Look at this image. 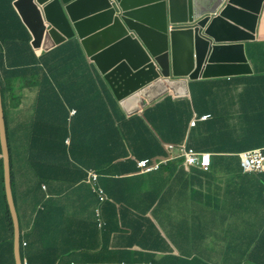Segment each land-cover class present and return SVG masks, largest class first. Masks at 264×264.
I'll use <instances>...</instances> for the list:
<instances>
[{"label": "crops", "instance_id": "obj_1", "mask_svg": "<svg viewBox=\"0 0 264 264\" xmlns=\"http://www.w3.org/2000/svg\"><path fill=\"white\" fill-rule=\"evenodd\" d=\"M15 1L0 0V51L6 49L8 56L12 53V60L20 59L15 54L20 38L30 37L35 48L33 33L19 14ZM76 42L66 40L41 53L35 48L38 57L43 55V62L38 63H71L73 77H65L62 84L73 91L88 88V93L82 94L79 100L88 101L93 108L100 98L95 88L100 86L84 84L81 73L90 72L92 61ZM245 54L252 73L193 81L189 94L177 97L169 93L138 113L145 115L157 105L152 114L158 121L161 141L166 147L158 157L168 158L169 162L151 173L139 167H127L124 162L111 165L114 171L108 173L111 179L108 189L113 187L121 192L114 193V200L128 199L130 204L141 206L140 211L149 212V220L143 221L142 226L132 212L127 214L126 207L120 206L125 226L118 227L115 222L118 208L110 206L106 208L108 230L101 231L94 219L92 199L88 203L90 194L78 192L67 207L62 247L58 248L61 258L73 248L80 253L66 258H80L81 263L89 261L91 264L93 260H104V264H147L146 259L169 257L198 258L205 264H241L258 243H264L261 240L264 237V173L244 172L239 156L245 151L264 148V10L256 39L245 42ZM79 63H86V67ZM48 73L52 79L51 68ZM98 76L107 84L100 73ZM111 94L117 112L127 116L114 93ZM39 95L37 88L26 89L28 110L37 105ZM88 102L80 111L84 119L81 121L87 127L88 123H99L98 116L93 121L95 113ZM206 115L210 116L208 120H200ZM194 119L198 121L192 127ZM84 123H79L81 131L86 128ZM97 129L86 128L92 142L95 137L92 133ZM81 137L80 134L79 143ZM184 143L189 148L212 154L210 170L188 167L184 158L178 157V151L172 155L176 157H163L171 154L168 151L171 144ZM4 222L3 218L0 260L4 255L10 256L8 247L4 246L9 237ZM31 229L28 224L26 231ZM148 244L155 245V249ZM253 261H264V254Z\"/></svg>", "mask_w": 264, "mask_h": 264}, {"label": "trees", "instance_id": "obj_2", "mask_svg": "<svg viewBox=\"0 0 264 264\" xmlns=\"http://www.w3.org/2000/svg\"><path fill=\"white\" fill-rule=\"evenodd\" d=\"M69 41L76 42L75 39ZM76 44L80 49L82 48L80 43L76 42ZM17 45L18 51L15 54L20 56V59L12 60V53L8 56L6 49L0 51V80L12 155L13 187L23 229V257H27L30 264H87L89 261L81 263L80 258H66L70 254L80 253L79 250L72 248L70 253H65L66 256L62 258L58 253V248L62 247V227L66 225L67 207L78 192L89 193L88 203L92 199L91 207L94 213L99 208L106 222L105 228L101 231L108 230L106 208L110 206L116 205L118 208V221L115 220L118 222V227L124 225L119 212L120 206L126 207L127 214L132 212L138 222H142V226L143 221L149 220L147 216L149 212L140 211L141 206L133 202H131L133 205L130 204L128 199L114 200V193L121 192L113 187L108 189V181L111 180L108 173L114 171V168L110 169L111 165L124 162L127 167L136 169L140 160L161 155L166 147L161 141L158 121L152 114V110L157 105L151 107V112L148 109L145 115L122 116L117 112L115 102L111 99L112 89L102 83L91 65L90 72L85 70L81 73V77L86 86H100L95 88L100 98L92 108L88 101L83 100L81 103L79 100L82 94L88 93V88L73 91L69 86L62 84L65 77H73L71 63H38V61L43 62V55L38 57L30 37L20 38ZM85 64L79 63L86 67ZM49 68L53 70L52 79L48 73ZM29 87L40 91L37 105L30 110L26 108V89ZM87 102L95 113L93 121L96 116L99 119L98 124L88 123V127L84 121H81L84 119L80 116V111L86 107ZM74 108L77 109L76 114H72ZM80 122H83L87 129L98 128L92 133L95 136L93 142L91 133L85 127L86 131L80 130ZM80 134L81 143H79ZM69 138L70 143L67 142ZM88 167H94L101 173L99 185L105 188L108 196V200L104 203L100 201V196L93 186L86 182ZM44 184L48 189L44 188ZM3 218L4 225L9 231L8 244L4 246L8 247L10 256L4 255L0 264H16L15 225L7 198L0 138L1 225ZM94 219H96L95 215ZM28 224L32 228L31 231H26ZM25 240H28V245H24ZM261 240L264 241V237ZM148 247L155 249V245L152 244H148ZM81 248L85 249L83 246ZM262 254H264V243H258L248 259L241 264L250 262L264 264V261H253ZM104 262V260H93L92 263L104 264ZM146 262L147 264H205L198 258L181 257L172 259L169 257L164 260L146 259Z\"/></svg>", "mask_w": 264, "mask_h": 264}, {"label": "water", "instance_id": "obj_3", "mask_svg": "<svg viewBox=\"0 0 264 264\" xmlns=\"http://www.w3.org/2000/svg\"><path fill=\"white\" fill-rule=\"evenodd\" d=\"M35 48L81 43L128 113L199 79L252 73L245 42L256 39L264 0H17ZM0 138L15 256L24 264L12 155L0 80Z\"/></svg>", "mask_w": 264, "mask_h": 264}, {"label": "built area", "instance_id": "obj_4", "mask_svg": "<svg viewBox=\"0 0 264 264\" xmlns=\"http://www.w3.org/2000/svg\"><path fill=\"white\" fill-rule=\"evenodd\" d=\"M77 110H73V114H75ZM208 116H203L202 119H207ZM192 126L195 125V121H192L191 123ZM70 142V139L68 140ZM182 156L186 158V165L187 166H203L205 169H207L210 166L211 163V157L209 154L206 153H199L196 152L193 149H186L184 146L182 148ZM241 162H242V167L245 171L248 172H264V150L263 149H255V150H250L242 153L241 155ZM167 161H163L160 163L156 164H151L150 160H142L139 163V166L141 168H144L146 171H154L160 169L161 165L163 163H166ZM99 180V173L94 169L91 168L89 169V178L88 181L97 184ZM99 193L101 195V200L104 202L107 200V195L106 192L103 188H98ZM97 215L99 218V223L100 227L104 226V222L102 220V214L101 211H97Z\"/></svg>", "mask_w": 264, "mask_h": 264}, {"label": "clouds", "instance_id": "obj_5", "mask_svg": "<svg viewBox=\"0 0 264 264\" xmlns=\"http://www.w3.org/2000/svg\"><path fill=\"white\" fill-rule=\"evenodd\" d=\"M17 1V0H16ZM15 1V2H16ZM14 2V3H15ZM20 14V13H19ZM262 16V15H261ZM260 21H261V17H260ZM260 24V23H259ZM258 30V29H257ZM255 40V39H254ZM83 48V47H82ZM37 49V48H36ZM43 50H45V49H43V48H38L37 49V52H42ZM84 50V49H83ZM92 65H93V63H92ZM93 68L95 69V67L93 66ZM95 71H96V73H98L97 72V69H95ZM98 75H99V73H98ZM101 75V74H100ZM102 76V75H101ZM105 81V80H104ZM3 89V88H2ZM4 96V95H3ZM5 103V102H4ZM75 110H77L76 108H74ZM73 109V110H74ZM73 110H72V112H73ZM77 113V112H76ZM75 113V114H76ZM139 113V112H138ZM138 113H135V114H138ZM73 114V113H72ZM135 114H133V115H135ZM206 116H208V118L206 119V120H208L209 119V115H206ZM203 117V116H202ZM202 117L200 118V120H203V121H206L205 119H202ZM193 121H195V125L194 126H196V124H197V119H194ZM192 123V122H191ZM192 126V125H191ZM194 126H192V127H194ZM70 139V138H69ZM69 139H67V142H68V140ZM70 142H71V139H70ZM70 142H68V143H70ZM186 147V149H193V150H195L194 148H189L188 147V145L187 144H181V145H179V146H177V145H175V144H171L170 146H169V148H168V151L169 152H171V154L169 155V153L167 154V155H165V156H163V157H169V156H172L176 151H178L177 153H178V157H182V158H184V160H185V164H186V158L184 157V156H182V148L183 147ZM255 150V149H254ZM263 150H264V148H263ZM196 152H199V153H206V152H200V151H197V150H195ZM246 152V151H245ZM242 153H244V152H242ZM241 153V154H242ZM206 154H209L210 155V157H211V163H210V166L207 168V169H205L203 166H188V167H198V168H201L202 170H204V171H208V170H210V168H211V166H212V154L211 153H206ZM240 154V155H241ZM239 155V156H240ZM161 157V156H160ZM172 157H176V156H172ZM171 158V157H170ZM146 159H148V160H150V162H151V164H156V163H160V162H163V161H167L166 163H163L162 165H161V167H160V169L163 167V165L164 164H167L169 161L166 159V158H164V159H160L159 157H156V158H152V159H149V158H146ZM146 159H143V160H146ZM140 161H142V160H140ZM140 161H139V163H140ZM240 162H241V156H240ZM139 165V164H138ZM139 167V169H141V171L143 170L144 172H147V173H151V172H154V171H158V170H160V169H158V170H154V171H146L144 168H141L140 166H138ZM241 167H242V162H241ZM91 168H94V167H88V168H86L87 169V173H88V176H87V178H86V182H88L90 185H92L93 186V188H94V190L99 194V196H100V201L101 202H103L102 200H101V195H100V193H99V190H98V188H103L104 190H105V188L103 187V186H100L99 185V180H98V182H97V184H93V183H91V182H89L88 181V178H89V169H91ZM98 173H99V179H100V177H101V173L96 169V168H94ZM242 170L244 171V172H248V171H245L244 169H243V167H242ZM248 173H254V174H261V173H264V172H259V173H257V172H248ZM44 188L45 189H48V186L46 185V184H44ZM7 192V191H6ZM106 192V191H105ZM15 193V192H14ZM66 194V193H65ZM107 195V194H106ZM8 198V197H7ZM15 198H16V196H15ZM107 200H108V196H107ZM106 200V201H107ZM106 201H104V202H106ZM17 202V201H16ZM103 202V203H104ZM18 206V205H17ZM98 210H100L99 208H97L96 209V211H95V220H96V222H97V225H98V228L100 229V230H103L104 228H105V226H106V222L104 221V219H103V217H102V220H103V222H104V226L103 227H100V221H99V218H98V215H97V211ZM101 211V210H100ZM101 214H102V212H101ZM22 232H23V229H22ZM24 245H28V240H25L24 241ZM22 249H23V246H22ZM22 252H23V250H22ZM16 257V256H15ZM23 261H24V264H30L29 263V259L27 258V257H23ZM17 264V263H16ZM73 264V263H72ZM87 264H91L90 262L89 263H87ZM114 264H125V263H119V262H117V263H114Z\"/></svg>", "mask_w": 264, "mask_h": 264}]
</instances>
